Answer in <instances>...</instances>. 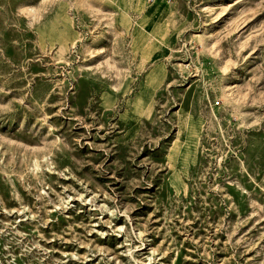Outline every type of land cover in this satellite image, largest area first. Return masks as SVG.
Masks as SVG:
<instances>
[{"label":"rangeland","instance_id":"1","mask_svg":"<svg viewBox=\"0 0 264 264\" xmlns=\"http://www.w3.org/2000/svg\"><path fill=\"white\" fill-rule=\"evenodd\" d=\"M0 264H264V0H0Z\"/></svg>","mask_w":264,"mask_h":264}]
</instances>
